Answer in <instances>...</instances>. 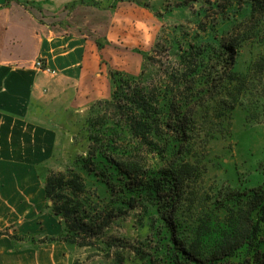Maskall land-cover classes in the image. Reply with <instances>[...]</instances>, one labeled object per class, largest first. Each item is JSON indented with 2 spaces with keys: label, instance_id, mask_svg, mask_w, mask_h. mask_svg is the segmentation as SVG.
I'll return each instance as SVG.
<instances>
[{
  "label": "trees",
  "instance_id": "1",
  "mask_svg": "<svg viewBox=\"0 0 264 264\" xmlns=\"http://www.w3.org/2000/svg\"><path fill=\"white\" fill-rule=\"evenodd\" d=\"M215 2L214 14L201 16L209 26L197 24L199 31L213 34L178 45L177 62L164 73L165 80L156 73L159 77L148 82L144 68L137 78L108 70L109 97L92 105L97 111L85 122L86 155L76 166L48 171L43 178L45 208L60 231L38 244L91 250L112 264L131 259L140 264H264V186L219 191L210 199L209 214H195L206 146L229 134L231 113L255 102L251 97L261 95L256 84L264 76V0ZM244 6L250 8L248 20L217 40L218 16L224 19L228 9ZM255 38L263 52L247 73L239 74L234 70L238 47ZM155 47L159 53L160 43ZM146 60L162 70L155 57ZM138 209L161 225L149 249L109 234Z\"/></svg>",
  "mask_w": 264,
  "mask_h": 264
},
{
  "label": "rangeland",
  "instance_id": "2",
  "mask_svg": "<svg viewBox=\"0 0 264 264\" xmlns=\"http://www.w3.org/2000/svg\"><path fill=\"white\" fill-rule=\"evenodd\" d=\"M19 1L22 9L35 16L40 23L54 27L63 36L77 34L84 36L87 41L81 72L83 83L76 86L71 83L63 93L54 92L56 102L49 105L53 111L50 116L54 121L45 125L53 133H47V147L35 149L36 162L28 164L36 171L37 176L33 181L36 194L32 205L37 203L38 215L28 220L14 218L0 223V232L9 234L2 238L6 240L4 247L9 252L14 251L11 243H15V251L59 252L58 247L50 248L52 244H38L39 240L55 236L60 231L59 223L45 208L43 178L48 171L76 166L77 159L86 155L88 128L85 122L97 111L96 108H91L92 105L97 100L109 97L111 87L108 70H119L128 77L137 78L144 68V78L148 82L159 77L155 76L156 73L161 74L165 80L164 73L170 71L177 62L178 45H183L185 39L196 42L195 38L208 39L213 34L209 30L206 33L199 31L197 24L201 22L209 26V19H203L202 15L214 14L210 7H213L216 0H66L64 3H60L64 0ZM226 14L224 19L218 16L215 34L217 40L232 28L245 23L250 16V8L234 7L228 9ZM157 42L160 43V48L157 49L159 53H154ZM99 45L102 47L99 48ZM262 52L263 45L259 38L241 42L234 70L239 74L247 73L251 63ZM149 56L162 63V70H159L158 64L146 60ZM56 74L51 76L56 77ZM256 89L262 92L258 98L251 97L255 102L248 104L250 107H238L231 113L229 134L216 137L206 146V170L195 189L194 206L197 215L202 212L209 214L213 209L210 199L215 198L219 191L225 193L238 187L255 189L264 186V76L256 84ZM247 101L245 98V102ZM59 103L69 110L66 108L67 111L63 112L65 108L60 107ZM197 143L200 144L199 141ZM198 148L202 147H197V150H201ZM4 169L6 171L8 167ZM89 182L95 184L92 180ZM24 188L25 186L20 189L23 195ZM7 214L11 213L0 211V221H4ZM219 217L222 218L223 215ZM153 219L150 220L149 213L141 209L131 211L125 220L113 225L109 234L125 237L138 244L144 243L149 249V246L156 245L155 234L161 229L159 222ZM11 237H17L18 240ZM2 239L0 242L4 241ZM260 249L264 253V242ZM60 252L58 264H67L73 260L81 264H112L100 256L92 255L91 250L68 251L63 246ZM151 259L155 263L156 259ZM126 264L140 262L131 259Z\"/></svg>",
  "mask_w": 264,
  "mask_h": 264
},
{
  "label": "crops",
  "instance_id": "3",
  "mask_svg": "<svg viewBox=\"0 0 264 264\" xmlns=\"http://www.w3.org/2000/svg\"><path fill=\"white\" fill-rule=\"evenodd\" d=\"M22 8L13 0H0V181H4L0 182V211L11 213L0 223L38 215L37 203L32 205L37 176L28 164L36 162L35 149L47 147V133H53L45 125L54 121L49 107L54 104V92L63 93L71 83H83L81 72L87 45L84 36H63ZM38 59L56 71V77L35 69ZM59 106L65 108L63 112L69 110L62 103ZM23 186L24 195L20 191ZM4 237L0 235V240ZM2 240L0 264H58L64 246L50 245L58 247L59 252L15 251V243L9 241L14 249L9 252L4 247L6 240Z\"/></svg>",
  "mask_w": 264,
  "mask_h": 264
},
{
  "label": "built area",
  "instance_id": "4",
  "mask_svg": "<svg viewBox=\"0 0 264 264\" xmlns=\"http://www.w3.org/2000/svg\"><path fill=\"white\" fill-rule=\"evenodd\" d=\"M34 67H35L37 70H39V71H45V72H47V73L50 74V75H52V74H53V75L56 74V71L47 68V67L44 65L43 61L40 60V59H38V60L35 62Z\"/></svg>",
  "mask_w": 264,
  "mask_h": 264
}]
</instances>
